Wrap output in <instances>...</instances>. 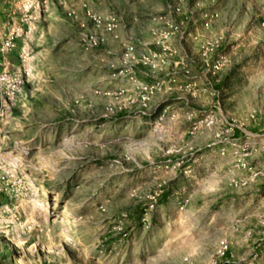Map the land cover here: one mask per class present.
Instances as JSON below:
<instances>
[{
	"label": "rangeland",
	"instance_id": "374dc122",
	"mask_svg": "<svg viewBox=\"0 0 264 264\" xmlns=\"http://www.w3.org/2000/svg\"><path fill=\"white\" fill-rule=\"evenodd\" d=\"M7 66L0 264H264V0H0Z\"/></svg>",
	"mask_w": 264,
	"mask_h": 264
},
{
	"label": "built area",
	"instance_id": "2783aa9c",
	"mask_svg": "<svg viewBox=\"0 0 264 264\" xmlns=\"http://www.w3.org/2000/svg\"><path fill=\"white\" fill-rule=\"evenodd\" d=\"M24 2L32 6L33 0H24ZM14 45V36L7 37L3 40L2 50L9 51ZM7 68L8 66L0 72V100L3 105L14 98L22 83L21 75L13 74Z\"/></svg>",
	"mask_w": 264,
	"mask_h": 264
}]
</instances>
